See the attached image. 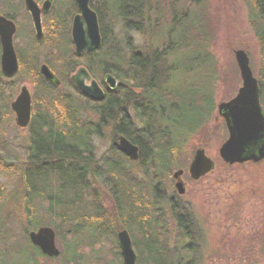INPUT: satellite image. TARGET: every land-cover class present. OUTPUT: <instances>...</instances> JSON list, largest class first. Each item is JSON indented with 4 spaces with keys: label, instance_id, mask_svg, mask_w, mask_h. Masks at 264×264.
Returning <instances> with one entry per match:
<instances>
[{
    "label": "trees",
    "instance_id": "16d2710c",
    "mask_svg": "<svg viewBox=\"0 0 264 264\" xmlns=\"http://www.w3.org/2000/svg\"><path fill=\"white\" fill-rule=\"evenodd\" d=\"M12 1L7 0V4L12 6ZM204 1L185 0L182 6L181 0H91V8L98 15L102 47L78 57L67 44L63 50L62 45L58 48L55 44L46 58L62 86L84 102L83 109L90 113L87 118L70 96L53 98L58 90L45 82L36 63L30 64L37 77L36 108L28 128L27 160L17 168L26 242L24 247L12 245L11 255L0 258V264H11L12 259L14 264L46 259L28 239L31 231L41 227L53 228L63 244L62 264H82L83 239L92 249L105 239L115 238L117 222L131 233L137 264H203L201 247L190 243L203 244L200 230L189 220L190 211L180 212L177 201L175 206L166 202L159 189L162 179L179 165L191 137L209 122L215 107L217 62L209 51L214 37L204 16L195 9ZM245 1L250 26L261 45L259 85L264 106V0ZM119 23L122 41L114 31ZM54 31V39H65L62 22ZM132 33L142 36L143 43H136ZM82 66L104 89V100L92 101L72 82L71 74ZM200 66L212 86L187 84L183 88L179 77L189 78ZM23 68L22 59L21 73ZM108 74L119 81L114 91L104 83ZM40 97L47 101V111L37 105ZM106 132L112 136L115 154L99 159L94 139L103 138ZM120 136L139 147L138 165L143 177H136L122 158L117 145ZM21 167L25 168L24 177ZM98 186L111 195L115 209L111 217L101 209ZM164 206L177 224L174 247L169 244L168 227L157 216L151 219L153 212L160 213ZM117 258L123 264L120 252L114 254L115 262Z\"/></svg>",
    "mask_w": 264,
    "mask_h": 264
},
{
    "label": "rangeland",
    "instance_id": "374dc122",
    "mask_svg": "<svg viewBox=\"0 0 264 264\" xmlns=\"http://www.w3.org/2000/svg\"><path fill=\"white\" fill-rule=\"evenodd\" d=\"M23 1L13 0L11 6L9 3L7 4V0H0V15H5L4 12L7 13V10L15 12L14 18L19 30L15 41L17 49L25 55L31 43L29 40L32 37L33 26ZM36 1L41 5L45 0ZM60 1H55L56 7L53 6V15L51 16L58 15L62 8L61 6L58 8ZM152 1L164 3V0ZM184 2L185 0H181L182 6ZM71 8V4L63 7L64 11L71 10ZM195 9L204 16L214 37L209 51L217 62V78L214 84L215 107L209 122L186 144L181 153L179 165L162 179L159 189L160 196L165 200L175 196L177 202L187 203L191 207L189 211L191 215L195 216V220L203 232L200 237L203 240V264H264V161L258 164L249 163L235 166L223 162L219 150L228 138V131L224 120L218 114V106L233 99L242 87L235 51L244 50L247 52L253 73L258 78L263 65L261 45L250 26L249 8L245 0H205ZM120 27L121 23L117 24L114 26V31L122 41L124 36L119 32ZM49 28L50 24L45 26L46 31ZM130 36L136 39V43H143L142 36L135 33ZM52 37L53 35L47 36L49 41L39 46H33L32 52L35 56L31 59L24 56V71L22 73L20 71L15 78L5 79L0 69V192L4 193L3 199L0 198V258L11 255L12 245L19 244L24 247L26 242L24 238L25 215L19 202L22 186L18 183L17 168L27 160L29 132L28 129H21L16 125V117L11 110V104L24 86L29 89L34 99L37 93L35 89L37 77L34 76L36 71L30 64L36 63L38 71L42 64H48L46 58L51 53V45L57 44L59 48L63 42L62 39L52 41ZM78 69L79 67L74 70L70 78ZM59 71L61 70L59 69ZM205 76L206 72L200 66L192 72L189 78L185 75L179 77L178 83L183 88L187 84L199 87L212 86L210 80ZM56 90L58 93H55L53 98L62 95L70 96L78 106L84 108V102L71 90L64 86H60ZM206 94L210 95L209 91H206ZM35 103L36 101H34V108H36ZM40 104V108L47 109L48 103L43 97L38 99L37 105ZM82 112L86 118L90 115L85 109ZM94 144L99 159L115 154V151L113 152L111 149L112 136L110 132H106L103 138H95ZM200 148L205 149L207 156L215 162L216 169L205 178L195 182L190 178L188 169L194 153ZM119 156L118 153L117 158L120 159ZM121 156L127 160L126 165L131 166L136 177L144 176L137 163L130 162L124 155ZM10 168L13 170L10 171ZM180 169L185 171L183 181L186 184V193L183 196L177 194L176 181L173 179V174ZM20 170L24 177L25 168L21 167ZM104 188L97 187V198L102 204L101 209L107 217H111L114 215L115 209L111 195ZM151 199V193H148V200ZM99 202L97 203L99 204ZM153 214L151 219L157 216L162 220V225L168 227L169 244L174 247L177 230L168 206H164L160 213L153 212ZM121 230L123 228L117 222L116 237L105 239L92 249L86 245V239H83L85 242L84 255L83 261L80 260L79 263L119 264L118 258L115 262L114 254L118 255L120 252L117 234ZM57 246L61 252L65 250L58 237ZM116 246H118V250ZM61 259L34 258L33 264L35 262L38 264H62ZM12 260L11 264H14Z\"/></svg>",
    "mask_w": 264,
    "mask_h": 264
},
{
    "label": "water",
    "instance_id": "95a60500",
    "mask_svg": "<svg viewBox=\"0 0 264 264\" xmlns=\"http://www.w3.org/2000/svg\"><path fill=\"white\" fill-rule=\"evenodd\" d=\"M74 1L80 10V14L74 18L72 27L76 54L80 56L84 52L93 53L102 46L98 16L90 7L91 0ZM24 3L26 10L32 15L37 37L41 39L43 36L41 10L34 0H25ZM48 9L49 3L44 5L43 11L46 12ZM15 31V24L6 17L0 16L1 71L9 79L15 77L19 71V62L13 45ZM235 59L240 71L242 87L234 99L221 103L218 107V113L225 120L229 134L219 154L223 162L230 166L264 160V110L260 101L259 81L253 74L246 51H235ZM40 73L55 88L60 87L61 81L47 65L41 66ZM72 81L91 100H104V91L85 68H80L72 76ZM105 82L112 90H116L119 84L111 75L106 76ZM11 109L15 113L16 125L22 129L27 128L32 119L33 103L31 93L26 86L11 104ZM119 147L131 161L139 160V148L124 136L119 139ZM215 168V162L206 155L205 150L198 149L189 166V174L194 181H198ZM183 175L184 170H178L173 175L179 195H184L186 192L182 181ZM117 238L123 264H137L138 257L129 232L122 230L117 234ZM29 240L32 245L40 249L42 255L48 258H57L61 254L57 247L56 232L51 227H41L30 232Z\"/></svg>",
    "mask_w": 264,
    "mask_h": 264
},
{
    "label": "flooded vegetation",
    "instance_id": "af4514ba",
    "mask_svg": "<svg viewBox=\"0 0 264 264\" xmlns=\"http://www.w3.org/2000/svg\"><path fill=\"white\" fill-rule=\"evenodd\" d=\"M36 1V0H35ZM56 0H45L41 5L40 3H38L37 1V4L38 6L40 7V10H41V26H42V38L39 39L37 37V31H36V28L34 26V23H33V19H32V16L31 14L26 11L28 13V15L30 16L31 18V22H32V26H33V30L31 31L32 33V37L30 38L29 41H31L30 43V46L28 47L27 49V52L25 55H23L18 49H17V44H16V41H15V38L17 37V34H18V26H17V23L15 21V18H14V15H15V12L11 13V14H8V15H4L8 20L14 22L15 26H16V31H15V34L13 36V44H14V47H15V50H16V54H17V58H18V62H19V65H20V68H21V60L25 57L31 59L33 56H35V54L32 52V49H33V46L34 45H42L43 43L49 41L47 40V36H52L53 33H55V28L61 24H63V26L66 28V37L65 39L63 38L62 39V48L61 50H63L65 48V44H67V46L70 47V49H73L75 51V47H74V43H73V39H72V25H73V16L77 15L79 13H76L75 15L73 14V7L75 5L74 3V0H61L59 5H58V8L59 6H61L62 8H60V11L58 12V15L57 16H51L53 15V8L56 7V4L54 5ZM49 3V9L44 12L43 11V8H44V5ZM23 4H24V1H23ZM67 4H71V10L69 9H66L67 11H64L63 7H65ZM54 6V7H53ZM76 6V5H75ZM24 8H25V4H24ZM17 10V9H16ZM26 10V9H25ZM52 17V19H50ZM71 21V22H70ZM50 24V28L46 31L45 30V26L47 27V25ZM52 41H54V38L52 37ZM0 50H2V46H1V43H0ZM37 57V56H36ZM166 202H172V204L175 206V202H176V197L175 196H172L170 199H166ZM177 208L182 211H185L184 209H188V211L190 210V206L189 204L187 203H179L177 202ZM180 207V208H179ZM182 215L181 216V222H185V220H183V218L185 217L183 213H181ZM172 215V218H173V222L175 223V226H176V230H177V224L174 220V216L173 214ZM189 220L192 222V227L195 228L197 227V229L200 230V237H201V234L203 235V232L201 231L200 227L198 226V222L197 220H195V216L192 215L189 217ZM186 227V226H185ZM184 230L187 229V228H183ZM199 237V238H200ZM192 245L195 244V246L197 245V247H201L202 249V243H198V242H190ZM190 243H188V245H190Z\"/></svg>",
    "mask_w": 264,
    "mask_h": 264
}]
</instances>
